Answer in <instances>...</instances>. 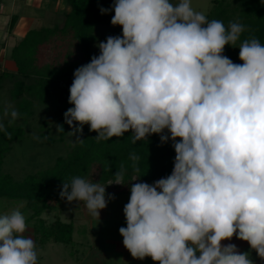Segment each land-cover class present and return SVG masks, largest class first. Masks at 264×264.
I'll list each match as a JSON object with an SVG mask.
<instances>
[{
  "label": "clouds",
  "instance_id": "1",
  "mask_svg": "<svg viewBox=\"0 0 264 264\" xmlns=\"http://www.w3.org/2000/svg\"><path fill=\"white\" fill-rule=\"evenodd\" d=\"M113 10L111 24L122 26V36L99 42V55L75 70L74 107L64 113L69 133L82 134L87 124L97 141H107L131 130L133 144L157 134L176 153L171 175L131 184L126 227L119 228L124 247L158 264H255L250 252L222 243L236 236L264 260V44L244 39L243 63H234L224 49L236 47L244 25L209 21L191 0H115L100 8ZM19 115L3 110L11 117L8 126L0 123L7 140ZM129 159L138 174L139 155ZM117 168L108 185L128 184L125 164ZM60 196L83 202L98 221L115 199L81 176L64 179ZM26 231L19 209L0 214V264H37Z\"/></svg>",
  "mask_w": 264,
  "mask_h": 264
},
{
  "label": "trees",
  "instance_id": "2",
  "mask_svg": "<svg viewBox=\"0 0 264 264\" xmlns=\"http://www.w3.org/2000/svg\"><path fill=\"white\" fill-rule=\"evenodd\" d=\"M64 1L66 10L60 14L62 21L52 27L29 29L24 36L16 39L11 48L15 71H0V92L7 81H13L9 96L20 114L8 127V131L13 133L12 140H7L0 133V198L26 202V208L31 211L27 221L36 219L38 224L35 233L42 244L49 241L64 244L72 242L75 229L72 221L67 223L56 218L47 224L42 218L50 209L51 201L62 205L68 203L60 196L64 179L81 176L106 186L108 194L110 190L124 193L134 181L153 182L171 175L176 155L172 141L162 144L157 134L135 144L131 142V130L122 137L97 141L95 137L98 133L90 131V126L85 124L80 137L83 142L77 141L66 155L58 156L52 166L28 175L21 181H15L11 175L1 172L5 157L24 136V126L18 124V119L27 120L41 106L52 112L59 126H63L61 132H64L68 125L64 113L74 107L69 103L74 72L88 64L94 56L92 46L97 40L96 28L109 15V12L101 14L100 8L108 9L111 0ZM212 4L206 15L209 21H222L226 28L232 22L244 25L245 31L236 47L226 45L223 53L234 63L242 64L238 46L244 39L255 36L264 44V0H212ZM18 20V15H12L10 33L14 32ZM61 43L67 45L66 49L60 46ZM49 48L50 52L53 50L50 56ZM4 108L0 97V123L8 126V120L3 116ZM132 152L140 157L138 174L131 167L129 154ZM121 162L127 167L124 183L128 184L108 185L114 182L113 175ZM137 176H140L138 180H134ZM71 203L78 209L86 210L83 202Z\"/></svg>",
  "mask_w": 264,
  "mask_h": 264
},
{
  "label": "rangeland",
  "instance_id": "3",
  "mask_svg": "<svg viewBox=\"0 0 264 264\" xmlns=\"http://www.w3.org/2000/svg\"><path fill=\"white\" fill-rule=\"evenodd\" d=\"M2 2L12 11L4 14L0 10V71H15L11 59V48L15 40L20 38L23 31L28 28L52 27L57 22H61L60 14L64 6H58L57 14H55V2L51 0H3ZM172 2L175 4L179 0H172ZM114 3L115 0H111L108 9H111ZM212 5V0H191L193 9L205 16L211 10ZM40 9L45 15L40 14L42 13L39 11ZM13 14L19 15V20L14 32L10 33L9 23ZM113 16L114 10L109 11L107 19L96 28L97 40L92 46L95 56L100 53L97 47L99 42H106L108 36H122V26L111 24ZM60 46H63L64 49L67 47L64 44ZM52 52L53 50L50 52L49 48L48 56ZM12 83L13 81H7L0 92L4 106H10V111L15 109V104L9 96ZM5 118L9 120L10 116ZM18 124L24 126V136L15 143L13 151L5 157L1 168L2 173L11 175L15 181H21L28 175L36 174L52 166L58 156L66 155L70 147L77 142V136L81 137L80 133L72 136L69 132L73 129L69 125L64 132L58 130V120L52 112L46 111L41 106L36 108L34 115L27 120L18 119ZM165 134L170 135L167 130H165ZM137 182L144 181H134L133 183ZM109 194H114L115 199L110 200L107 207L100 210L99 221L92 217L87 209H78V206L76 207L71 202L63 205L55 201L50 202L51 207L42 215V218L47 224L56 218L67 223L72 221L75 229L72 234V242L68 244L54 241L42 244L35 233L38 224L36 219L27 221L31 211L26 208L25 201L0 198V214L9 213L14 209H19L24 214L28 225V231L24 235L30 236L35 242L38 264H101L100 261L104 259V256L99 255V251L103 249L111 252L113 246L108 244L109 240L116 237L123 240L119 228L126 227L123 209L131 195L130 190L126 193L110 190ZM252 259L255 264H264V260H261L256 253Z\"/></svg>",
  "mask_w": 264,
  "mask_h": 264
},
{
  "label": "crops",
  "instance_id": "4",
  "mask_svg": "<svg viewBox=\"0 0 264 264\" xmlns=\"http://www.w3.org/2000/svg\"><path fill=\"white\" fill-rule=\"evenodd\" d=\"M2 1L3 0H1V2H0L1 12H3L4 14L10 13L12 11V9L9 6L5 5ZM58 6H64L62 9V12L64 10H66V2L64 0H59V1L55 2V7H56V8L54 7L55 14H57L56 10H57ZM39 11L42 12L40 14L45 15L41 9ZM29 29H31V28L24 30L23 34L20 36V38L22 36H24V34ZM20 38H17V39H20ZM129 190H130V187H129ZM129 190L127 192H129ZM124 193H126V192H124ZM222 243L225 245H227L229 243L236 244L238 249L241 252H250L251 258H253L254 254L256 253L254 250L250 249V246L246 241L239 240L236 238V236H234L232 238V240H230V241L225 240ZM108 244H112V246H113L111 248V252L104 251L103 249L99 251V255L104 256V259H102L100 261L101 264H158V262L153 261L150 257H146L143 260L133 258L131 256L130 252L124 247L123 240H121L117 237L113 238L112 240H109ZM197 255H199V254H197ZM109 256H111V257L108 258Z\"/></svg>",
  "mask_w": 264,
  "mask_h": 264
}]
</instances>
